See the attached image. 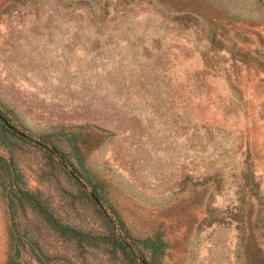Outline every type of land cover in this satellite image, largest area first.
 Instances as JSON below:
<instances>
[{
	"label": "rangeland",
	"instance_id": "374dc122",
	"mask_svg": "<svg viewBox=\"0 0 264 264\" xmlns=\"http://www.w3.org/2000/svg\"><path fill=\"white\" fill-rule=\"evenodd\" d=\"M0 115V264H264V0H0Z\"/></svg>",
	"mask_w": 264,
	"mask_h": 264
},
{
	"label": "trees",
	"instance_id": "16d2710c",
	"mask_svg": "<svg viewBox=\"0 0 264 264\" xmlns=\"http://www.w3.org/2000/svg\"><path fill=\"white\" fill-rule=\"evenodd\" d=\"M3 121L2 116L0 115V121ZM25 201L30 204L35 212L43 219V221L59 236L61 237H71L77 241H84L87 244L93 245L96 243V240L94 238L89 237L88 234L82 233L77 230H73L71 228H67L65 226H62L53 216L52 214L45 209L43 206L40 205V203L37 202L35 198H33L30 194L26 193L23 195ZM106 243V242H104ZM107 243L110 246L118 247L121 253L123 254L125 259H130V261H133V258L131 254L127 251L126 247H123L121 244H117L116 242L112 241L110 238L107 239Z\"/></svg>",
	"mask_w": 264,
	"mask_h": 264
}]
</instances>
